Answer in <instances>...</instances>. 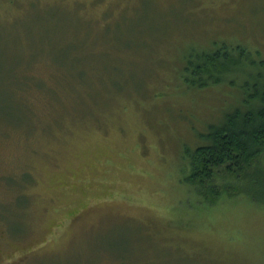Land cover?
<instances>
[{"label":"rangeland","instance_id":"374dc122","mask_svg":"<svg viewBox=\"0 0 264 264\" xmlns=\"http://www.w3.org/2000/svg\"><path fill=\"white\" fill-rule=\"evenodd\" d=\"M224 45L220 82L188 86ZM246 86L264 0H0V264H264V203L183 183Z\"/></svg>","mask_w":264,"mask_h":264},{"label":"trees","instance_id":"16d2710c","mask_svg":"<svg viewBox=\"0 0 264 264\" xmlns=\"http://www.w3.org/2000/svg\"><path fill=\"white\" fill-rule=\"evenodd\" d=\"M227 50L224 45L215 52L196 54L192 60H187L182 74L184 82L195 87L194 79L205 76L198 88L218 84L219 74L227 70L224 67L218 69L221 61L229 59ZM243 53L246 52L242 50V57ZM212 70H216L215 74ZM260 87V90L244 87L245 113L235 109L220 125L209 127L202 145L185 148L182 159L185 163L183 173L186 174L183 183L198 197V202L214 205L223 196H233L236 183L239 185L235 195L264 203V199L255 197L257 192L264 193V177L261 179L256 173L249 174L261 165L260 159L264 157V87ZM253 94L255 98L251 100ZM251 102L258 106L250 108ZM242 183L246 185L239 187Z\"/></svg>","mask_w":264,"mask_h":264}]
</instances>
